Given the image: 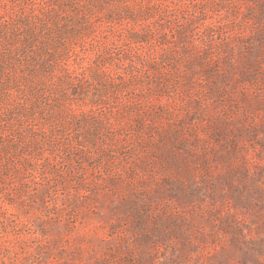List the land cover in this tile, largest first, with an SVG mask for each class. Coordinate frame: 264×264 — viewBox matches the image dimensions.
<instances>
[{"label":"rangeland","instance_id":"rangeland-1","mask_svg":"<svg viewBox=\"0 0 264 264\" xmlns=\"http://www.w3.org/2000/svg\"><path fill=\"white\" fill-rule=\"evenodd\" d=\"M0 264H264V0H0Z\"/></svg>","mask_w":264,"mask_h":264}]
</instances>
